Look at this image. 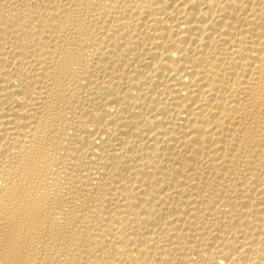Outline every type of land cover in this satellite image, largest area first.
Segmentation results:
<instances>
[{
    "label": "bare ground",
    "instance_id": "6f19581e",
    "mask_svg": "<svg viewBox=\"0 0 264 264\" xmlns=\"http://www.w3.org/2000/svg\"><path fill=\"white\" fill-rule=\"evenodd\" d=\"M0 264H264V0H0Z\"/></svg>",
    "mask_w": 264,
    "mask_h": 264
}]
</instances>
